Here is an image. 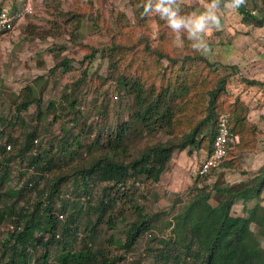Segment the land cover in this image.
I'll list each match as a JSON object with an SVG mask.
<instances>
[{
  "label": "trees",
  "instance_id": "trees-1",
  "mask_svg": "<svg viewBox=\"0 0 264 264\" xmlns=\"http://www.w3.org/2000/svg\"><path fill=\"white\" fill-rule=\"evenodd\" d=\"M132 1L142 9L147 3V0ZM230 2L231 0H220L218 7L221 8ZM184 5L181 0H176L174 7H178L180 11L184 9ZM234 9L241 17L242 24L254 28L264 27V0H245L243 5ZM134 47L135 43L128 46L124 41L118 42L113 38L109 47V69L115 72L127 49ZM149 49H143V55H146L147 59L153 58L148 56L150 55L158 59L163 58L173 65L180 62L179 73L183 74H177L173 81L159 85L146 84V80L139 77L119 74L114 80L116 86L132 97L128 118L117 124L110 133L99 130L93 140L85 146L87 153L93 152L90 160L70 167L66 174L57 170L59 166L56 158L52 156L51 146L49 158H41L42 139L39 138L36 126L26 131L25 122L19 117L20 112L35 105L36 117L40 120L41 96L45 86H39L36 81L34 85L25 88L26 92L15 108L14 122L7 120L0 110V139L7 127L17 123L20 124L21 132L20 136L10 137L6 141L8 144L0 146V229L5 221L6 225L13 226V229H7L8 234L0 239V264H27L31 259L32 250L37 246L44 247L45 252L34 261L35 264H118L122 257L111 256L109 249L102 242L94 245L91 241L97 236V228L101 224L105 225L106 230H115L119 222L126 225L129 223L128 229L123 233L124 237L117 241L109 236L105 242L107 247L116 244L124 252H130L141 239L148 241L143 250V255L146 253L148 257L134 264H264V248H260V243L254 238L251 230V224L257 225L259 234L264 238V207L255 202L248 210L247 218L231 214L236 201L240 200L246 208L248 203L260 197L264 189V169L261 179L253 186H247L243 182L221 186L217 184L218 180L213 185L207 184L206 180L224 167L225 159L207 174L196 175L192 187L177 198L172 212L163 214L166 218L162 222H159L162 215L145 214L144 207L137 203L132 204L136 192L128 193L129 190H126L129 181L134 184L142 179L157 184L168 170V164L175 151L187 150L191 153L203 146L207 154L210 152L219 114L226 113L229 116L230 134L239 139L233 146L243 150L253 149L257 134V126L248 121L247 106L235 102L227 112L221 105L218 106L219 95L225 93L230 74L212 73L216 80L210 89L203 92L205 101L201 117L195 121L185 119L186 105L190 103L200 77L191 72L188 75L185 71L193 64L195 68L202 66L200 71L207 69L211 73L214 72L213 65L202 55H184L174 59ZM96 53L97 49L93 48L84 60L93 59ZM60 65L62 71L70 67L64 59ZM233 69L236 72V68ZM85 70L86 67L80 78L71 84L73 89L68 94L62 93L61 100L56 102L59 103V113L54 114V121L63 115L69 117L78 113V110L74 109L77 99L75 94L85 83ZM51 72H54V69ZM146 73L147 71L145 76ZM242 82L249 86L264 87V83L256 79L242 78ZM65 103L67 106H64ZM55 106V102L50 101L47 109H54ZM103 113L105 112L101 111L98 115ZM183 119L189 121V125L185 126V132L177 135L175 131L182 126ZM70 121L72 125L77 123L75 116ZM88 128L89 135L90 126ZM160 131L169 139L151 142L137 153L131 152L134 139H148ZM79 137H74L72 143L75 144ZM205 140H208L206 145ZM61 142V153L73 145L63 140ZM7 145H10L8 151ZM230 153L231 150L228 155ZM74 156L71 155V161ZM17 164L23 166L17 177L21 184L18 188H10L8 183L13 180L11 170ZM69 179L72 193L78 195V198L72 203V209L64 219L68 196H63L62 191ZM96 190L99 194L94 198L93 193ZM212 193L219 196L215 206L210 203ZM80 199L82 206L78 209L92 211L98 216L89 229V235L82 239V248L75 251L68 248L66 237L72 234L74 240L77 238L76 224L79 214H76L78 209L75 204ZM57 200H61L63 204L59 210L60 214L54 207ZM120 200L128 201V210L115 209ZM115 212L118 213L117 216H113ZM108 213L112 215L105 220ZM72 227L74 230L71 231ZM54 242H58L62 248L52 263H49L48 247ZM2 250L10 251L6 260H3Z\"/></svg>",
  "mask_w": 264,
  "mask_h": 264
},
{
  "label": "rangeland",
  "instance_id": "rangeland-1",
  "mask_svg": "<svg viewBox=\"0 0 264 264\" xmlns=\"http://www.w3.org/2000/svg\"><path fill=\"white\" fill-rule=\"evenodd\" d=\"M181 1L185 7L179 11V15L188 18L203 14L212 2V0ZM138 5L132 0H41L38 3L35 0L34 14L28 17L25 23L17 26L11 34L0 38V110L3 116L14 122L15 108L22 100V95L26 92L25 88L34 85L36 81L39 86H45L41 96L40 120L36 117L35 105L20 112L19 117L24 120L26 131L36 126L39 138L42 139L41 158L45 160L49 158L51 146L52 156L56 158L59 166L57 170L66 174L70 167L90 160L93 152L87 153L85 146L93 140L99 130L110 133L117 124L128 118L132 108V97L116 86L114 80L119 74L139 77L146 80V84L156 85L173 81L177 74H183V72L179 73L180 62L173 65L163 58L158 59L148 54L153 58L147 59L146 55H143L145 47H149L152 52L159 51L174 59L184 55H202L213 65L214 72L210 73L207 69L200 71L202 66L195 68L193 64L185 71L188 75L190 72L193 75H200L196 91L190 103L186 105L185 119L195 121L201 117L205 101L203 92L214 85L216 80L214 75L230 74L225 93L219 95L218 106L221 105L225 112L235 102L247 106L248 121L257 126L253 149L243 150L233 146L224 167L212 174L206 183L213 185L218 180L217 184L221 186L239 182L247 186L255 185L261 179L264 169V87L249 86L242 82V78L256 79L264 83V27L254 28L242 24L241 17L235 9L225 4L221 8L214 9L219 17L220 26L210 25L201 34L206 49L194 47L193 45L199 41L195 37L190 39L186 30L180 31L179 35L183 43L178 45L177 33L171 29L167 21L154 11L143 15L144 9ZM113 38L118 42L124 41L128 46L135 43L134 48L127 49L115 72L109 69V47ZM138 40L140 41L137 42ZM93 48L97 49L95 57L84 60ZM63 59L67 60L70 66L66 71H62L60 65ZM85 67V83L75 94L77 99L74 109L78 110V113L69 117L63 115L54 121V114L59 113L57 110L59 103L56 102L61 100L62 93L68 94L73 89L71 84L80 78ZM52 69L54 72H51ZM145 71H147L146 76ZM201 80L202 82L199 83ZM50 101L55 102L54 109H47ZM64 106H67L66 103ZM101 111L105 113L98 115ZM74 116L77 123L72 125L70 119ZM185 119L175 134L180 135L186 131L185 126L189 125V121ZM19 126L20 124L17 123L6 128L0 139V146L8 144L6 142L8 138L21 135ZM89 126L91 132L88 135ZM77 135L80 137L73 144V138ZM235 137L238 139L237 136ZM103 138L105 139V135ZM146 138L134 139L131 152L137 153L151 142L169 139L163 131ZM62 140L73 144L63 153H61ZM207 142L208 140H205L204 144L206 145ZM71 155H75L72 161ZM206 155L207 151L203 146L200 150L191 153L187 150L175 151L168 164V170L157 184L142 179L134 184L129 181L126 190H129L128 193L136 192L132 204L137 203L144 207L145 214L162 215L159 221L162 222L166 218L163 214L168 215L172 212L179 195L192 187L196 178V169ZM21 167L23 166L17 164L12 168L13 180L8 183L10 188L20 187L21 181L17 177L22 170ZM70 184L69 179L62 191L63 196H68L64 219L71 211L72 203L78 198V195L72 193L73 188ZM29 192L28 190L27 193ZM98 194V190L94 191V198H97ZM212 194L210 203L215 206L219 196L216 193ZM255 202L264 207V189L260 197L248 203L246 208L240 200L236 201L231 210L232 216L247 218L248 210ZM61 205H63L61 200L55 202L57 213ZM128 205L127 200L126 202L120 200L115 209L126 211ZM75 206L77 209L82 206V199ZM76 214H79L76 224L77 238L74 240L73 235L70 234L66 237V242L68 248L78 251L82 248V239L89 235V229L98 214L82 209H78ZM116 214L118 215L115 212L113 216ZM109 215L112 214L105 215V220ZM6 223L5 221L0 229V239L8 234L7 229L10 225ZM128 224L119 222L115 230H106L105 225L101 224L91 244L97 245L102 242L109 249L111 256L117 255L123 258L118 264H134L142 258H147L148 254L143 255L148 242L144 238L130 252H124L116 244L107 247L108 244L105 243L107 238L112 236L115 241L122 239ZM251 230L254 238L259 241L260 248L263 249L264 238L259 234V227L251 224ZM61 248L58 242L48 247L49 263H52ZM2 252L3 260H6L10 251L2 250ZM44 252V247L37 246L32 250L31 259L27 264H35L34 261Z\"/></svg>",
  "mask_w": 264,
  "mask_h": 264
},
{
  "label": "built area",
  "instance_id": "built-area-1",
  "mask_svg": "<svg viewBox=\"0 0 264 264\" xmlns=\"http://www.w3.org/2000/svg\"><path fill=\"white\" fill-rule=\"evenodd\" d=\"M34 9L35 0H0V38L11 34L17 26L25 23L34 14ZM228 122V114L218 115L211 150L199 164L196 175L203 176L216 169L226 159L233 144L238 142L236 137L231 136ZM6 150H10V145L6 146ZM8 229L12 230L13 226Z\"/></svg>",
  "mask_w": 264,
  "mask_h": 264
},
{
  "label": "clouds",
  "instance_id": "clouds-1",
  "mask_svg": "<svg viewBox=\"0 0 264 264\" xmlns=\"http://www.w3.org/2000/svg\"><path fill=\"white\" fill-rule=\"evenodd\" d=\"M245 3V0H231L228 7L239 8ZM176 0H147V3L144 5L143 15H147L149 12L159 13L162 19H165L171 29L177 33L176 41L178 45H182L180 39V31L186 30L189 33L190 39L194 37L199 41V43L194 44L196 48L206 49L201 34L205 31L210 25L216 27L220 26L219 17L215 14L214 9H216L220 0H212L211 4L208 7V10L199 16L194 18L183 17L179 15L178 7H174Z\"/></svg>",
  "mask_w": 264,
  "mask_h": 264
},
{
  "label": "crops",
  "instance_id": "crops-1",
  "mask_svg": "<svg viewBox=\"0 0 264 264\" xmlns=\"http://www.w3.org/2000/svg\"><path fill=\"white\" fill-rule=\"evenodd\" d=\"M38 2H41V0H37V3H38ZM21 25H22V24H21Z\"/></svg>",
  "mask_w": 264,
  "mask_h": 264
}]
</instances>
